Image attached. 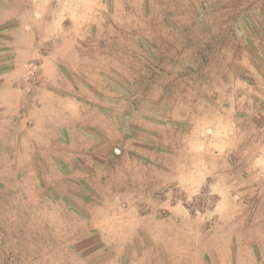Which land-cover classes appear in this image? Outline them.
Wrapping results in <instances>:
<instances>
[{"label":"rangeland","instance_id":"obj_1","mask_svg":"<svg viewBox=\"0 0 264 264\" xmlns=\"http://www.w3.org/2000/svg\"><path fill=\"white\" fill-rule=\"evenodd\" d=\"M263 23L264 0H0L13 60L22 42L47 50L49 33L74 37L83 62L117 68L107 75L124 89L121 112L149 88H204V125L219 100L213 88L242 82L228 75V57L258 53ZM24 128L19 117L12 126L1 120L0 264H264V202L242 187L212 188L209 132L201 140L162 132L153 151L143 128L141 139L118 147L122 154L109 160L115 172L92 182L93 194L76 191L68 202L48 190L36 158L22 154ZM229 163L220 159L222 175Z\"/></svg>","mask_w":264,"mask_h":264},{"label":"crops","instance_id":"obj_2","mask_svg":"<svg viewBox=\"0 0 264 264\" xmlns=\"http://www.w3.org/2000/svg\"><path fill=\"white\" fill-rule=\"evenodd\" d=\"M56 27L53 19L50 28ZM0 29V124L3 120L12 126V119L20 118L25 127L19 129V140L24 143L20 149L25 151L21 152L36 158L35 170L47 175L52 195L71 202L76 191L93 194L92 182L115 172L109 160L122 154L118 147L141 139L147 127L146 141L153 151L162 132L186 138L190 131L200 140L209 132L215 142L208 150L215 163L212 188L219 189L221 183L242 187L245 196L264 202V47L258 53L245 52L242 60L228 57L233 62L228 75H238L242 82L239 88L230 84L231 88H213L219 100L212 101L213 118L204 125V88H149L147 98H137L130 105L132 111L121 112L124 89L117 88L107 75L117 74V68L100 70L83 62L81 55H75L76 38L49 33L42 40L44 46L49 45L47 50L35 51L31 42H22L13 60L11 25ZM260 30L255 39L264 46V23ZM31 60L36 62L37 77L32 84L28 81ZM193 101L195 115L189 116ZM199 152L206 153L203 147ZM225 156L230 160L227 176L219 166ZM202 180L197 178V182ZM178 181L185 187L186 178Z\"/></svg>","mask_w":264,"mask_h":264}]
</instances>
